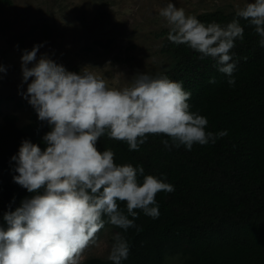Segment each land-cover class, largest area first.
I'll use <instances>...</instances> for the list:
<instances>
[{"label": "clouds", "instance_id": "9594fccd", "mask_svg": "<svg viewBox=\"0 0 264 264\" xmlns=\"http://www.w3.org/2000/svg\"><path fill=\"white\" fill-rule=\"evenodd\" d=\"M159 14L169 28L167 39L186 45L200 59L212 58L218 71L230 77L229 86L235 85L237 63L231 50L244 38L241 18L254 26L264 47V0H249L227 24L201 22L171 2ZM42 46L23 51L27 90L22 95L49 131L43 149L24 140L11 157L18 173L13 181L31 195L14 211L9 206L0 220V264H81L106 223L139 232L136 210L159 217L156 196L173 192L174 186L166 176L146 175L142 165L117 164L111 148L99 150L101 137L139 151L149 135L166 136L161 143L169 150L183 146L191 151L194 144H214L227 135L226 130L206 131L207 118L191 111V93L182 82L138 71L125 86H110L87 67L77 73L47 53L38 57ZM0 73H6L2 65ZM129 252V242L117 234L107 259L121 264Z\"/></svg>", "mask_w": 264, "mask_h": 264}, {"label": "trees", "instance_id": "16d2710c", "mask_svg": "<svg viewBox=\"0 0 264 264\" xmlns=\"http://www.w3.org/2000/svg\"><path fill=\"white\" fill-rule=\"evenodd\" d=\"M235 13L215 10L195 16L204 23L227 24ZM239 22L244 38L231 50L237 61L234 86L212 58L200 59L186 45L170 42L168 31L162 32V51L173 57V64L153 74L182 82L191 93V111L207 118L206 131L226 130L225 137L214 144H194L191 151L183 146L169 150L161 143L166 136L149 135L139 151L106 136L99 139V150L111 148L117 164L142 165L146 175L166 176L174 186L171 193L157 194L158 218L136 210L134 223L141 231L115 226L130 245L121 264H164L168 256L178 254L179 264H264V47L254 26L242 18ZM211 78L216 82L209 83ZM33 112V120L24 126H18L15 114L0 120V220L9 206L14 211L31 195L13 181L18 173L11 157L24 140L45 147L43 136L49 127ZM120 208L126 211L124 203ZM81 264L113 262L89 257Z\"/></svg>", "mask_w": 264, "mask_h": 264}, {"label": "rangeland", "instance_id": "374dc122", "mask_svg": "<svg viewBox=\"0 0 264 264\" xmlns=\"http://www.w3.org/2000/svg\"><path fill=\"white\" fill-rule=\"evenodd\" d=\"M188 14L237 11L249 0H9L0 1V120L15 114L18 126L33 120V107L24 99L21 56L40 47L68 71L84 67L110 86H125L136 72L150 75L169 69L173 57L162 51L169 31L160 9L167 3ZM31 66V65H30ZM30 82V81H29ZM37 115V114H36ZM120 233L106 223L97 243L83 253L107 259L114 237ZM181 255L168 256L164 264H179Z\"/></svg>", "mask_w": 264, "mask_h": 264}]
</instances>
